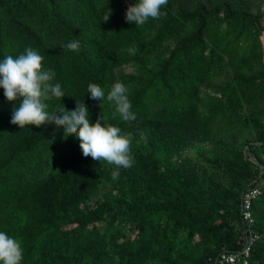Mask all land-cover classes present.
<instances>
[{
  "label": "trees",
  "instance_id": "trees-1",
  "mask_svg": "<svg viewBox=\"0 0 264 264\" xmlns=\"http://www.w3.org/2000/svg\"><path fill=\"white\" fill-rule=\"evenodd\" d=\"M132 2L0 0V58L37 50L57 99L84 98L133 157L114 180L61 125H13L0 89V230L21 242L19 264H215L250 238L264 264V0H168L142 26L125 20ZM72 35L80 47L62 48ZM116 80L134 121L86 92Z\"/></svg>",
  "mask_w": 264,
  "mask_h": 264
},
{
  "label": "clouds",
  "instance_id": "clouds-1",
  "mask_svg": "<svg viewBox=\"0 0 264 264\" xmlns=\"http://www.w3.org/2000/svg\"><path fill=\"white\" fill-rule=\"evenodd\" d=\"M168 0H133L125 10V20L135 26L144 25L150 18L163 15L161 8ZM108 8V7H107ZM111 9L101 16L107 22ZM64 49H78L79 37L70 36L61 45ZM129 53L135 51L128 49ZM44 57L32 47L13 56L0 58V89L7 101L13 103L11 123L24 129L30 125L41 126L53 122L62 126V136L71 133L79 140L84 156H91L97 161H106L115 166L111 173L114 180L119 179L120 168H130L133 157L130 151V139L121 133L118 126L105 123L100 117L95 122L90 120L89 108L84 98H74L67 107L57 98L64 93V86L55 79L56 73L43 66ZM90 98L100 102L106 100L114 109V114L125 122L136 119L129 88L116 80L106 91L97 83H89L86 91ZM50 101H55L54 106ZM23 248L21 242L6 231L0 230V264H19Z\"/></svg>",
  "mask_w": 264,
  "mask_h": 264
},
{
  "label": "built area",
  "instance_id": "built-area-1",
  "mask_svg": "<svg viewBox=\"0 0 264 264\" xmlns=\"http://www.w3.org/2000/svg\"><path fill=\"white\" fill-rule=\"evenodd\" d=\"M260 194L259 189L255 188L245 194L242 201L243 216L245 220H250L251 201ZM254 238H250L245 246L235 253L220 255L215 264H251L250 263V244Z\"/></svg>",
  "mask_w": 264,
  "mask_h": 264
},
{
  "label": "rangeland",
  "instance_id": "rangeland-1",
  "mask_svg": "<svg viewBox=\"0 0 264 264\" xmlns=\"http://www.w3.org/2000/svg\"><path fill=\"white\" fill-rule=\"evenodd\" d=\"M128 70V69H127Z\"/></svg>",
  "mask_w": 264,
  "mask_h": 264
}]
</instances>
